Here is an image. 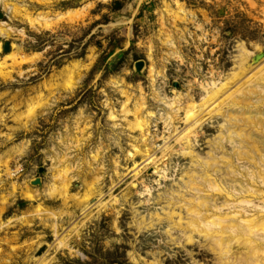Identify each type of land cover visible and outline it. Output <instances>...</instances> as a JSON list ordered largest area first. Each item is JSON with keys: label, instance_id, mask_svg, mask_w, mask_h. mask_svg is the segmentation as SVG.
Returning <instances> with one entry per match:
<instances>
[{"label": "rangeland", "instance_id": "1", "mask_svg": "<svg viewBox=\"0 0 264 264\" xmlns=\"http://www.w3.org/2000/svg\"><path fill=\"white\" fill-rule=\"evenodd\" d=\"M114 1L0 0V264H241L220 241L264 215V0Z\"/></svg>", "mask_w": 264, "mask_h": 264}, {"label": "bare ground", "instance_id": "2", "mask_svg": "<svg viewBox=\"0 0 264 264\" xmlns=\"http://www.w3.org/2000/svg\"><path fill=\"white\" fill-rule=\"evenodd\" d=\"M1 25L2 24H0V34H4V33H6L8 31V28L1 27ZM9 54H11V53H9ZM246 57H247V55L245 53H242L240 55V61L238 63V67L242 71L244 69H246V68L243 69V63L246 60ZM233 76H232V78H233ZM233 79H231V80H233ZM227 82L225 81V83H227ZM228 83H227V85H228ZM224 84H221L220 86L218 85L216 88L210 90L208 92V95H206L205 99L202 101L201 106L206 105V104L210 103L213 99L219 97L221 95V92L223 93V91L225 90L224 89L222 91V88H223ZM229 86H230V83H229ZM229 86H227V89H228ZM139 108H140V106H139ZM126 110H127V108H126ZM124 112L126 113L127 111H124ZM187 113H188L187 114V120H188L187 128H188V131L190 133L192 130L196 129V127L199 126L203 122V120L205 119V114H202L201 112L200 113H195V111H193V109H188ZM209 113L210 112L208 111L207 114H209ZM127 114H128V112H127ZM134 124H135V126L137 128L142 129V126L145 124V121H144V119H141L139 116H135ZM65 168L66 167H64V169H62L61 172H59L60 171L59 170L58 173H56V175L54 177L58 179L57 180L58 184L54 185L52 183L50 188H49V190H48V192L51 193V192H55V191L56 192L60 191L62 194H64L66 192L68 182L70 183V181H68L69 177L67 176L68 169H65ZM97 179L98 178H96V180ZM55 182H56V179H55ZM247 190H248L249 194H253L255 192L256 188H254L253 186H250L249 188H247ZM244 197H246V196H244ZM240 201L242 203L248 204L252 200L251 199H247V198H243ZM252 205H254V203ZM171 214L173 215L174 212H172ZM262 216H264V215H262ZM262 216H261V218L252 217V218L244 219V221H246V225L244 227L238 226L237 229H234L235 230L234 237L233 236H228L227 240H224V238H222L221 241H220V246H221V248H226V249L222 250V252L220 253V256L222 257L223 253H227V249L229 250V248H230V246H229L230 241L235 240L237 245H239V247L242 249V251L244 253V256L242 257L243 260H242V262H240L241 264H264V217H262ZM177 217L179 218V220H181V215L180 214ZM217 219H218L217 221H219V222H215V221H213V222H215L220 227L223 226L221 224V221L223 219L221 217H219ZM187 226H192V230L187 235V240L188 241H192L193 240L192 231L194 232L196 229H198L200 227V223L195 218H189V220L187 221ZM205 235L207 236L208 233H205ZM235 236H236V238H235ZM255 236L259 237L260 240L256 241L255 240ZM224 244H225L226 247H224ZM220 260H224V259H220Z\"/></svg>", "mask_w": 264, "mask_h": 264}, {"label": "trees", "instance_id": "3", "mask_svg": "<svg viewBox=\"0 0 264 264\" xmlns=\"http://www.w3.org/2000/svg\"><path fill=\"white\" fill-rule=\"evenodd\" d=\"M115 3L117 2V0L116 1H114Z\"/></svg>", "mask_w": 264, "mask_h": 264}, {"label": "water", "instance_id": "4", "mask_svg": "<svg viewBox=\"0 0 264 264\" xmlns=\"http://www.w3.org/2000/svg\"><path fill=\"white\" fill-rule=\"evenodd\" d=\"M139 65V63H137Z\"/></svg>", "mask_w": 264, "mask_h": 264}]
</instances>
